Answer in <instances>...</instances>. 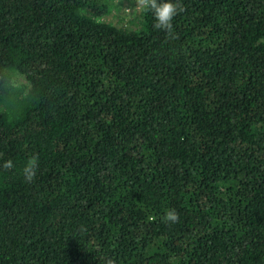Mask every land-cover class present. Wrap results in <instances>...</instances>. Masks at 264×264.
<instances>
[{
  "label": "trees",
  "instance_id": "obj_1",
  "mask_svg": "<svg viewBox=\"0 0 264 264\" xmlns=\"http://www.w3.org/2000/svg\"><path fill=\"white\" fill-rule=\"evenodd\" d=\"M180 4L0 0V264H264V0Z\"/></svg>",
  "mask_w": 264,
  "mask_h": 264
},
{
  "label": "clouds",
  "instance_id": "obj_2",
  "mask_svg": "<svg viewBox=\"0 0 264 264\" xmlns=\"http://www.w3.org/2000/svg\"><path fill=\"white\" fill-rule=\"evenodd\" d=\"M142 8L150 11L154 19V27L168 34H173V20L183 11L180 0H142ZM9 162L5 167H12ZM38 163L36 159H30L23 168L25 181L32 182L37 175ZM165 222L176 223L179 220L175 209H169L163 216Z\"/></svg>",
  "mask_w": 264,
  "mask_h": 264
},
{
  "label": "rangeland",
  "instance_id": "obj_3",
  "mask_svg": "<svg viewBox=\"0 0 264 264\" xmlns=\"http://www.w3.org/2000/svg\"><path fill=\"white\" fill-rule=\"evenodd\" d=\"M119 8H113L104 18L116 26H129L134 23L138 15L142 0H113Z\"/></svg>",
  "mask_w": 264,
  "mask_h": 264
}]
</instances>
